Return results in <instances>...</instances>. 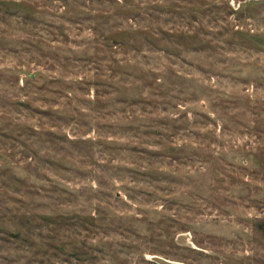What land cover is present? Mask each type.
I'll list each match as a JSON object with an SVG mask.
<instances>
[{
  "label": "rangeland",
  "instance_id": "rangeland-1",
  "mask_svg": "<svg viewBox=\"0 0 264 264\" xmlns=\"http://www.w3.org/2000/svg\"><path fill=\"white\" fill-rule=\"evenodd\" d=\"M264 264V0H0V264Z\"/></svg>",
  "mask_w": 264,
  "mask_h": 264
},
{
  "label": "water",
  "instance_id": "water-1",
  "mask_svg": "<svg viewBox=\"0 0 264 264\" xmlns=\"http://www.w3.org/2000/svg\"><path fill=\"white\" fill-rule=\"evenodd\" d=\"M153 260L157 261L160 264H183V263H179V262H173L170 259L164 258L162 256H158V255H155L153 257Z\"/></svg>",
  "mask_w": 264,
  "mask_h": 264
}]
</instances>
